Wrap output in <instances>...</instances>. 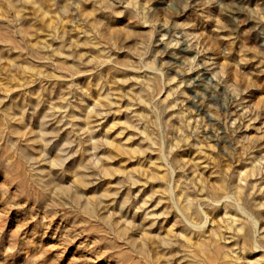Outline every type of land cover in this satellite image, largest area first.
<instances>
[{"label": "rangeland", "instance_id": "obj_1", "mask_svg": "<svg viewBox=\"0 0 264 264\" xmlns=\"http://www.w3.org/2000/svg\"><path fill=\"white\" fill-rule=\"evenodd\" d=\"M0 264H264V0H0Z\"/></svg>", "mask_w": 264, "mask_h": 264}]
</instances>
